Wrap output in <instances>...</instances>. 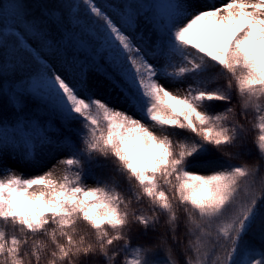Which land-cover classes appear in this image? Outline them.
Listing matches in <instances>:
<instances>
[{
    "label": "snow or ice",
    "instance_id": "obj_1",
    "mask_svg": "<svg viewBox=\"0 0 264 264\" xmlns=\"http://www.w3.org/2000/svg\"><path fill=\"white\" fill-rule=\"evenodd\" d=\"M0 264H264V0H0Z\"/></svg>",
    "mask_w": 264,
    "mask_h": 264
},
{
    "label": "trees",
    "instance_id": "obj_2",
    "mask_svg": "<svg viewBox=\"0 0 264 264\" xmlns=\"http://www.w3.org/2000/svg\"><path fill=\"white\" fill-rule=\"evenodd\" d=\"M4 2L10 3L12 2V0H4ZM25 2L29 5V10L34 16L38 18H43V13L45 12V10H52L53 8H56L60 3V0H25ZM9 113H10V109H5V118L8 117ZM253 135H255V132H253ZM253 152H255L254 149ZM241 162L243 161H234V163H241ZM203 174H206V172ZM88 183L91 184L92 181L89 180ZM255 229H256V225L253 226V230ZM181 239H184L182 233H181ZM245 239H252L251 233L249 234V236L245 237ZM253 243L258 245L259 241L253 240ZM160 255L163 256V253H160Z\"/></svg>",
    "mask_w": 264,
    "mask_h": 264
},
{
    "label": "rangeland",
    "instance_id": "obj_3",
    "mask_svg": "<svg viewBox=\"0 0 264 264\" xmlns=\"http://www.w3.org/2000/svg\"><path fill=\"white\" fill-rule=\"evenodd\" d=\"M223 2H226V0H198V3L201 6H208L212 4L219 6ZM7 166L13 168L17 173L24 171V168L22 166L18 165L16 162L11 160L8 161ZM49 167H51V165H49ZM29 174H35V173H29L25 171V175H29ZM56 174L57 175L61 174V170L59 168L56 170Z\"/></svg>",
    "mask_w": 264,
    "mask_h": 264
}]
</instances>
